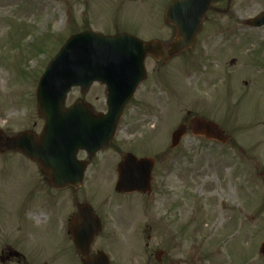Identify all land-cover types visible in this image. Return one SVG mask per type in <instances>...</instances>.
Here are the masks:
<instances>
[{"label": "rangeland", "instance_id": "1", "mask_svg": "<svg viewBox=\"0 0 264 264\" xmlns=\"http://www.w3.org/2000/svg\"><path fill=\"white\" fill-rule=\"evenodd\" d=\"M172 1L0 0V71L7 73L0 81V257L8 248L20 255L4 264H45L50 254L59 252L62 245L54 225L66 206L57 201L69 192L78 203L86 201L101 220L93 253L102 251L110 264H264L259 254L264 242V95H238L233 110L222 108L225 112L214 117L230 138L226 145L194 143L201 139L190 134L182 139L188 162L185 191L180 214L167 225H154L150 216H139L135 223L123 218L113 173L96 177L89 171L77 190L54 191L36 162L8 149L9 140L20 133L40 135L44 120L36 89L67 38L90 30L168 44L175 37L174 27L165 20ZM227 2L233 28L239 30L227 46L233 48V70H238L231 81L246 90L242 82L255 80L251 60L257 44L264 42V27L250 31L244 23L264 12V0L221 1L215 21L219 28L224 27ZM184 58L181 54L163 63L146 57L145 80L125 107L111 145L95 160L114 170L127 149L150 156L169 150L170 136L186 111L196 107L198 99L214 96L201 80H188ZM229 80L215 82L217 96ZM105 97L99 84L85 95L73 89L64 108L82 100L94 112L104 113ZM158 252L160 263L155 259Z\"/></svg>", "mask_w": 264, "mask_h": 264}, {"label": "water", "instance_id": "2", "mask_svg": "<svg viewBox=\"0 0 264 264\" xmlns=\"http://www.w3.org/2000/svg\"><path fill=\"white\" fill-rule=\"evenodd\" d=\"M209 3L210 0H177L168 7L166 22L177 29V39L170 46L157 42L143 43L127 34L103 36L88 31L69 37L48 63L37 87V105L45 121L41 135L35 137L30 132L21 133L9 140L8 149L17 150L24 157L36 161L42 172L49 176L52 187L79 186L85 165L77 161V152L84 150L93 157L107 148L124 106L144 80L146 56L167 61L191 46ZM248 25L253 28L264 26V13L249 21ZM95 82L107 88L106 114L94 115L81 102L63 109L71 88L79 87L85 93ZM189 128L212 139L226 140L217 126L208 122L193 120ZM184 134L185 127H178L172 135L173 147ZM129 160L138 167L147 162L136 161L128 155L126 161ZM120 169L119 166V173ZM148 182L149 172L143 178L120 176L115 190L118 193L145 192ZM79 211L81 221L72 234L77 250L85 258L84 264H109L102 253L89 259V247L99 234L101 225L92 216L90 208L83 206ZM259 253L264 256V242Z\"/></svg>", "mask_w": 264, "mask_h": 264}, {"label": "flooded vegetation", "instance_id": "3", "mask_svg": "<svg viewBox=\"0 0 264 264\" xmlns=\"http://www.w3.org/2000/svg\"><path fill=\"white\" fill-rule=\"evenodd\" d=\"M221 1L224 0H211L207 13L201 23V28L194 38L192 45L182 53L185 57L184 61L188 80H201L202 86H205L207 91L214 93V96L211 99L206 98L200 101L198 99L197 106L186 111L185 117L179 125L186 126L192 119L198 118L203 121L217 124L224 131L225 135H227L223 127L216 122L215 116L222 114L226 110H233L234 102L237 101L238 95L243 97H246L250 93L264 95V42H262V44H257V51L252 55L253 60H251V63H253L252 66H254L256 70V72H254L255 77L253 74L252 76L255 80L243 81V87L248 86V89H238L236 83L231 81L233 74L236 76L238 72L237 69L233 70L237 62L235 57L231 54L233 48L227 46L233 44L235 33L239 30L233 28L234 18L228 14L230 12V2L226 3V8L223 12L224 27L219 28L217 22H215L217 20V15L221 13L220 7H218ZM206 24L209 26L208 29L203 27ZM247 29L250 31L260 30ZM221 57H226V60L221 61ZM221 77H223L226 82H228L229 78L230 80L228 86L224 87L223 91H221L222 93L217 96L218 89L214 85ZM209 83L211 84L208 88L206 85ZM222 105H225V107H221ZM222 108H224L225 111H221ZM187 134L201 139L196 140L194 143H211L224 146L230 141V138H228L225 144H221L216 140L194 135V132L190 130H187ZM182 141V139L179 141L176 148H171L170 141L168 151L161 150L153 156L145 154L138 155L136 150L127 149L122 153L120 161H118L114 167L115 171L110 168L111 166L107 165L106 162H99L95 160L96 157L89 158L85 152H79L77 156L78 159L85 162L86 165L84 178L89 171L96 177H104V175L109 176L113 173L117 178L118 166L122 167L120 170L121 176L129 173L132 175L136 173V169H140L139 172L142 175L150 170L149 190L146 189L145 194L141 192L119 194L121 203L118 209L123 218L125 216L127 219L130 218L129 223H135L139 216H150L151 222L154 225L162 226L167 225L170 220H172L175 213L179 215L182 208L185 177L188 172L187 149L181 147ZM151 150L152 152L155 151V149ZM128 154L133 155L137 160L148 159V162L141 167H138L136 163L133 162L128 165L123 164ZM77 189L78 188L68 187L64 190L54 191H73ZM84 198H86V196ZM57 202H63L66 206V209L58 213L57 224L54 225L57 234L55 238L61 240L59 242L62 248L59 249V252L50 254L47 258L49 261L45 262V264H84L85 258L76 250L73 243L74 238L71 233L72 231L75 232L76 229L73 224L77 225L80 221L79 208L82 205H88V203L86 201L78 203L77 197H74L72 192H69V194L65 196L59 195ZM93 215H95V212ZM52 224H54V222ZM93 246L94 242L89 248L88 256L90 259L100 252L96 251L93 253ZM1 254L3 259H6V263H10L13 259L20 257V255L15 256V252L9 248L6 250V253L3 252ZM160 261L158 263H160Z\"/></svg>", "mask_w": 264, "mask_h": 264}, {"label": "bare ground", "instance_id": "4", "mask_svg": "<svg viewBox=\"0 0 264 264\" xmlns=\"http://www.w3.org/2000/svg\"><path fill=\"white\" fill-rule=\"evenodd\" d=\"M7 78V73L5 72H3V71H0V81H1V83H3L4 82V80ZM36 219H39V217H35Z\"/></svg>", "mask_w": 264, "mask_h": 264}]
</instances>
